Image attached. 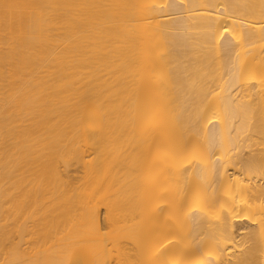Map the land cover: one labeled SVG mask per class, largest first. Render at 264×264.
Returning a JSON list of instances; mask_svg holds the SVG:
<instances>
[{
    "label": "bare ground",
    "instance_id": "bare-ground-1",
    "mask_svg": "<svg viewBox=\"0 0 264 264\" xmlns=\"http://www.w3.org/2000/svg\"><path fill=\"white\" fill-rule=\"evenodd\" d=\"M0 264H264V0H0Z\"/></svg>",
    "mask_w": 264,
    "mask_h": 264
},
{
    "label": "rangeland",
    "instance_id": "rangeland-1",
    "mask_svg": "<svg viewBox=\"0 0 264 264\" xmlns=\"http://www.w3.org/2000/svg\"><path fill=\"white\" fill-rule=\"evenodd\" d=\"M245 154H248V152L246 151ZM75 169H76V167H72L70 170L73 171V173H74ZM73 173H72V175L75 176V173L74 174ZM16 242H17V240L15 241V243Z\"/></svg>",
    "mask_w": 264,
    "mask_h": 264
}]
</instances>
